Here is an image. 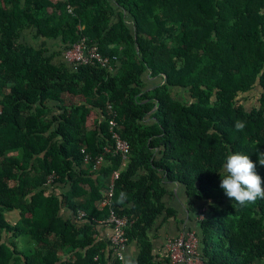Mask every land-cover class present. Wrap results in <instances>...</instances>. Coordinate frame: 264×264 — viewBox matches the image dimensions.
Segmentation results:
<instances>
[{
  "label": "trees",
  "instance_id": "1",
  "mask_svg": "<svg viewBox=\"0 0 264 264\" xmlns=\"http://www.w3.org/2000/svg\"><path fill=\"white\" fill-rule=\"evenodd\" d=\"M83 40L112 68L69 62ZM234 153L264 179V0H0V264H125L132 243V264H173L150 232L175 183L205 211L201 264H264V200L219 187Z\"/></svg>",
  "mask_w": 264,
  "mask_h": 264
},
{
  "label": "built area",
  "instance_id": "2",
  "mask_svg": "<svg viewBox=\"0 0 264 264\" xmlns=\"http://www.w3.org/2000/svg\"><path fill=\"white\" fill-rule=\"evenodd\" d=\"M73 12V9H69ZM69 62L73 63H88L91 60H97L102 64L103 67L112 68L108 58H103L98 51L97 46L88 47L86 40H83L73 45L65 55ZM112 109V107H110ZM114 116L117 113L114 111ZM117 123L115 120L110 121V131L115 141V152L121 153L125 158L130 154V145L128 142L120 136V133L116 130ZM119 178V173H115V179ZM113 188L108 192V199L102 202V207L110 203V198L113 196ZM83 215V214H82ZM205 211H201L200 220L204 219ZM109 226L114 227V235L112 242L119 250L124 249L127 242L125 236V229L128 226V220L126 218L117 217L114 213H111L110 217L106 221ZM199 238L196 231H188L187 233L181 234L178 237L169 238L166 241V249L172 258L173 263L177 264H201L199 258ZM117 250V249H116ZM119 259L122 260L123 256L118 253Z\"/></svg>",
  "mask_w": 264,
  "mask_h": 264
},
{
  "label": "crops",
  "instance_id": "3",
  "mask_svg": "<svg viewBox=\"0 0 264 264\" xmlns=\"http://www.w3.org/2000/svg\"><path fill=\"white\" fill-rule=\"evenodd\" d=\"M114 4L116 0H108ZM28 40H31L30 36H27ZM250 95H252L250 93ZM253 96V95H252ZM256 99H253L255 101ZM171 187L172 193L165 197L164 203L169 210L175 211V216H168L167 214L160 217L155 223L150 236L154 242V254L159 256V260L167 256L165 249V243L167 239L176 237L177 235L187 233L188 231L198 232V222H200L201 211H192L190 208L191 201L186 197L183 188L175 183L168 184ZM197 208V207H196ZM64 216L69 218L72 214L64 212ZM7 220L17 222L20 219L18 212H9L6 214ZM100 237L99 239H107L113 233V230L109 226L99 227ZM125 264H132L134 259L138 255V246L136 243L130 244L123 251ZM177 264V263H173Z\"/></svg>",
  "mask_w": 264,
  "mask_h": 264
},
{
  "label": "clouds",
  "instance_id": "4",
  "mask_svg": "<svg viewBox=\"0 0 264 264\" xmlns=\"http://www.w3.org/2000/svg\"><path fill=\"white\" fill-rule=\"evenodd\" d=\"M235 129L243 131L245 122L237 120ZM258 163L264 167V153L257 156ZM224 175L220 178L219 187L224 195L241 207L264 200V179L257 174V165L250 156L234 153L226 157L223 164Z\"/></svg>",
  "mask_w": 264,
  "mask_h": 264
},
{
  "label": "rangeland",
  "instance_id": "5",
  "mask_svg": "<svg viewBox=\"0 0 264 264\" xmlns=\"http://www.w3.org/2000/svg\"><path fill=\"white\" fill-rule=\"evenodd\" d=\"M254 102V101H253ZM256 103V102H255ZM26 241V239H24Z\"/></svg>",
  "mask_w": 264,
  "mask_h": 264
}]
</instances>
